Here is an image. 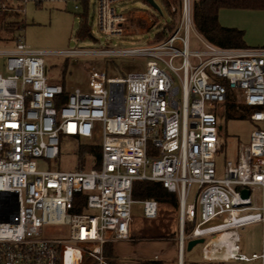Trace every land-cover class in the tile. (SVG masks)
Wrapping results in <instances>:
<instances>
[{
  "label": "built area",
  "instance_id": "obj_1",
  "mask_svg": "<svg viewBox=\"0 0 264 264\" xmlns=\"http://www.w3.org/2000/svg\"><path fill=\"white\" fill-rule=\"evenodd\" d=\"M126 1L96 0L103 33L125 34L129 17L118 5ZM179 4L170 5L177 27L165 28L160 43L62 52L147 58L144 71L124 78L91 70L87 92L51 83L45 61L51 53L29 48L22 36L0 51L8 73H0V264H109L104 246L130 238L136 203L145 219L159 216L156 200L134 199L138 182L177 199L178 264L194 239L205 240L203 260L223 259L208 257L207 248L224 234L231 241L218 248L225 260L264 264V250L248 256L239 248L264 227V48H221L198 35L201 48L191 50L194 0ZM5 12L24 9L0 0ZM228 101L263 127L217 178L219 121ZM62 136L99 145V166L40 170L38 160L59 157ZM49 228H58V237Z\"/></svg>",
  "mask_w": 264,
  "mask_h": 264
},
{
  "label": "rangeland",
  "instance_id": "obj_2",
  "mask_svg": "<svg viewBox=\"0 0 264 264\" xmlns=\"http://www.w3.org/2000/svg\"><path fill=\"white\" fill-rule=\"evenodd\" d=\"M12 5L20 3L24 12L17 19L22 29H17L11 35L12 41H5L7 35L0 40V51H4L15 44V38L22 36L26 45L33 50L51 53L45 57L47 75L51 83L64 84L67 92L75 88L89 91L90 71L105 72L109 77H127L129 73L142 72L146 68L147 58L127 55H100V54H62L66 51H101L105 49L128 50L145 48L165 40L163 30L170 32L177 27V14L174 16L159 0H154L159 9H155L145 0H127L118 7L129 17L132 13H142L150 22L137 19L133 24L131 17L126 24V32L122 35L110 36L101 31L98 22V6L96 0H88V19L91 27V36L80 38L83 2L74 0H8ZM25 1V3H24ZM171 3L177 6L174 0ZM79 9L76 10L75 7ZM219 23L226 28H236L244 32L243 48H264V10L221 9ZM174 26L171 30L169 27ZM198 32L193 31L190 36V49H200ZM14 38V40H13ZM7 57L0 56V73L7 76L5 68ZM179 62L175 66H179ZM179 84V83H178ZM225 113L219 121L221 127L220 141L222 151L216 162L217 178L224 175L228 161H235L240 144H248L253 130L262 128V123L250 120V112L238 108V103L228 101L225 104ZM242 115V116H241ZM241 116V117H240ZM96 142V141H95ZM91 144L87 139H72L61 137L60 155L56 160H38L40 170L57 172H74L96 168V160L81 152L83 145ZM196 187H193L195 190ZM136 201L154 199L159 203L160 213L157 219H135L130 229V238L115 243V254L107 260L109 264H143L152 260L162 261L164 264H178L180 237L179 206L174 196L161 193L159 188L150 183H136L134 192ZM188 204L194 203V197L188 199ZM142 206L136 204L134 213L141 211ZM177 215V216H175ZM138 221V222H137ZM135 222V223H134ZM144 226L146 229L133 230ZM192 227L187 225L186 233ZM47 232L58 237V228H49ZM263 229L246 235L240 247H262ZM202 245L192 251L184 250L183 264L201 263ZM251 256V255H248ZM214 264V263H213Z\"/></svg>",
  "mask_w": 264,
  "mask_h": 264
},
{
  "label": "trees",
  "instance_id": "obj_3",
  "mask_svg": "<svg viewBox=\"0 0 264 264\" xmlns=\"http://www.w3.org/2000/svg\"><path fill=\"white\" fill-rule=\"evenodd\" d=\"M84 5V13L82 14V22L80 29V38L91 36V27L89 25V5L88 0H81ZM146 1V0H145ZM161 4L170 11V0H159ZM179 7V0H174ZM146 3H148L146 1ZM221 9H239V10H264V0H194V26L198 34L208 43L221 48H243L244 32L236 28H226L219 23V12ZM171 13V11H170ZM173 14V13H171ZM176 16V14H173ZM20 14L16 12H5L0 14V40L2 36L7 35L6 42L12 41L11 35L17 29H22L19 24ZM18 19V20H17ZM171 30L174 26L169 27ZM14 40V38H13ZM64 86V84H63ZM65 87V86H64ZM243 111H248L243 108ZM242 116V115H241ZM240 116V117H241ZM81 152L91 156L96 160V166H99L101 149L99 145L86 144L83 145ZM144 226H139L135 230H151ZM105 257L111 259L113 256L112 247L104 248ZM143 264H164L162 261H148ZM198 264V263H194Z\"/></svg>",
  "mask_w": 264,
  "mask_h": 264
},
{
  "label": "crops",
  "instance_id": "obj_4",
  "mask_svg": "<svg viewBox=\"0 0 264 264\" xmlns=\"http://www.w3.org/2000/svg\"><path fill=\"white\" fill-rule=\"evenodd\" d=\"M16 4H18V3H16ZM131 17V19L134 21L133 22V24L135 23V21L137 20V19H141V20H145V22L148 24L149 22H150V20H148V17L145 15V14H142V13H138V14H136V13H132V14H130V16H129V18ZM61 85H63V84H61ZM139 202L140 201H143V200H138ZM176 204H178L177 202H175ZM136 204H140V203H136ZM135 204V205H136ZM134 205V206H135ZM141 205V204H140ZM134 206H133V213H134ZM142 206V205H141ZM178 215H179V213H178ZM175 216H177V215H175ZM145 219L144 217H143V209H141V211L139 212V213H137V214H135L134 213V219H135V222H136V220H140V219ZM147 220V219H146ZM149 221H151V220H149ZM134 222V223H135ZM138 222V221H137ZM140 223V222H139ZM140 225H141V223H140ZM133 230H135V226H134V224H133ZM180 229V228H179ZM260 229H263V242H262V247H239L240 248V252L242 253V254H245V255H252V254H254V253H261L263 250H264V227L263 226H258V228H257V230L256 231H259ZM256 231H254V232H256ZM118 242H122V241H115V242H112V243H108V244H106L105 246H104V248L105 247H115V243H118ZM185 250H186V248H185ZM187 251V250H186ZM113 253L115 254V252H114V250H113ZM116 255V254H115ZM156 258H158L157 256H155L152 260H150V261H153V260H155ZM183 258H184V254H183ZM202 260H203V258H202ZM261 264V262H259V261H257V262H252V263H245V262H240V261H236V260H225L224 258L223 259H219V260H214V261H205V260H203V262H201V263H198V264ZM194 264V263H193Z\"/></svg>",
  "mask_w": 264,
  "mask_h": 264
},
{
  "label": "bare ground",
  "instance_id": "obj_5",
  "mask_svg": "<svg viewBox=\"0 0 264 264\" xmlns=\"http://www.w3.org/2000/svg\"><path fill=\"white\" fill-rule=\"evenodd\" d=\"M231 243V241L228 239L227 235H220L218 237H215L210 246L207 248V255L208 257L212 259H219V258H225L227 257L226 251H219L218 248L223 247L224 245H227Z\"/></svg>",
  "mask_w": 264,
  "mask_h": 264
},
{
  "label": "water",
  "instance_id": "obj_6",
  "mask_svg": "<svg viewBox=\"0 0 264 264\" xmlns=\"http://www.w3.org/2000/svg\"><path fill=\"white\" fill-rule=\"evenodd\" d=\"M150 6H152L155 9H159L157 5L155 4L154 0H146ZM221 129V127H220ZM243 196H248V192L244 191ZM205 240L204 239H194L187 243L186 250L188 252L192 251L196 246L198 245H204Z\"/></svg>",
  "mask_w": 264,
  "mask_h": 264
}]
</instances>
